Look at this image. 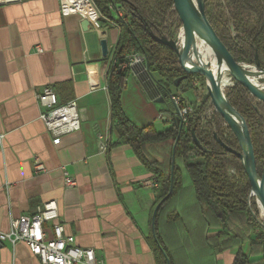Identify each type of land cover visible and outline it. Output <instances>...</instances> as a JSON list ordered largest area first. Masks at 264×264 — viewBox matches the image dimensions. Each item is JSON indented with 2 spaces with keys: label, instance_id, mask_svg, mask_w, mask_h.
<instances>
[{
  "label": "crops",
  "instance_id": "1",
  "mask_svg": "<svg viewBox=\"0 0 264 264\" xmlns=\"http://www.w3.org/2000/svg\"><path fill=\"white\" fill-rule=\"evenodd\" d=\"M83 21L63 15L60 0H0V229L9 232L13 219L55 201L65 234L94 248L105 264H155L152 218L161 191L111 128L107 72L119 31L102 25L109 44L103 56L101 31L84 30ZM46 86L61 103L77 100L80 130L60 137L47 131L36 97ZM171 90L196 101L193 90ZM160 98L157 84L128 72L122 103L134 123L166 122L158 115L172 111V100ZM37 161L44 171H36ZM65 172L74 186L66 185ZM45 230L53 235L50 222ZM236 251L218 259L232 264ZM0 264L43 263L24 242L5 241Z\"/></svg>",
  "mask_w": 264,
  "mask_h": 264
},
{
  "label": "trees",
  "instance_id": "2",
  "mask_svg": "<svg viewBox=\"0 0 264 264\" xmlns=\"http://www.w3.org/2000/svg\"><path fill=\"white\" fill-rule=\"evenodd\" d=\"M92 1L102 25H113L119 31L107 72L111 128L157 178L161 191L157 205L172 189L154 221L161 244L152 237L155 264H222L218 255L229 249L237 250L232 264H264V226L255 195L250 197L251 182L241 159L226 150L215 134L240 150L238 139L235 136L233 143L226 138L220 128L222 116L215 114L207 124L201 116L210 96L188 116L182 128L181 120L172 113L167 114L165 129H158L154 123L139 126L123 108L129 69L120 65L132 53L147 56L149 71L161 77L155 76L157 85L171 95L175 94L172 87L197 91L193 79L200 75L183 69L176 53L151 35L171 37L173 28L183 26L174 0H158L156 5L149 0ZM118 9L123 16H119ZM206 14L236 61L259 63L264 68V0H224V9L213 13L206 8ZM180 77L185 78L175 86ZM249 93L238 83L226 90L227 99L248 123L260 171L264 167V105L256 108ZM193 130L203 148L195 142ZM231 166L235 173L230 172Z\"/></svg>",
  "mask_w": 264,
  "mask_h": 264
},
{
  "label": "built area",
  "instance_id": "3",
  "mask_svg": "<svg viewBox=\"0 0 264 264\" xmlns=\"http://www.w3.org/2000/svg\"><path fill=\"white\" fill-rule=\"evenodd\" d=\"M60 6L63 15L78 14L81 20H89L95 29L100 30L102 38L106 37L107 29L102 26L100 13L92 0H74V2L60 0ZM86 6L90 8V14L82 12ZM118 14L123 16V12L119 9ZM165 36L171 38L169 34H165ZM42 51L43 48L38 47V52ZM134 65H139L140 72L143 73L148 68L147 56L142 53H132L125 58L124 63L120 66L122 69L130 71ZM36 97L41 108L40 118L53 137H60L81 129L82 117L77 100L61 103L51 86L44 87L36 94ZM171 100L172 111L160 113L158 120L167 121L169 118L167 114L172 113L183 124L187 123L188 116L196 111L197 105L181 94H172ZM35 168L37 172H42L45 169L39 161L36 162ZM65 174L66 185L74 186L75 179L68 176L66 172ZM148 183L151 186H158L156 177ZM49 222L52 224V236H49L45 230V224ZM5 241H10L13 244L24 242L31 253L38 257L43 264H105L104 260L97 256L94 248L81 247L76 243L74 235L65 234L55 201L44 203L38 206L33 213L13 219L9 232L0 229V248Z\"/></svg>",
  "mask_w": 264,
  "mask_h": 264
},
{
  "label": "water",
  "instance_id": "4",
  "mask_svg": "<svg viewBox=\"0 0 264 264\" xmlns=\"http://www.w3.org/2000/svg\"><path fill=\"white\" fill-rule=\"evenodd\" d=\"M174 7L178 12L184 27V37H183V45L181 50H178L177 46V39L168 38L167 36H155L153 33L151 34L153 38L159 43L165 45L166 47L175 51L178 56L179 64L183 69L190 73H196L205 78L206 88L208 91V95L211 98V102L214 105L216 111L224 118L227 122L228 126L232 129L233 133L235 134L236 138L238 139L240 150L234 149L227 145L217 134L215 137L217 141L228 151L233 152L236 154L241 161L243 162L245 172L249 177V180L252 185V190L250 193V197L256 195L261 198L264 203V171L262 175L258 173L256 167V159H255V152L253 148L251 132L248 126V123L244 116L235 108L233 107L227 97L225 96L222 98L219 94L217 84L213 77V72L203 64H197L195 62L189 63L187 53L192 41V32L196 31L200 35H202L208 42L212 43L223 56L226 64L228 65L230 72L232 74L235 83L241 84L246 87L252 95H255L258 98L264 100V90L256 87L253 85L247 78L246 73L243 68V64H247L245 62L236 61L229 49L223 43L221 38L218 36L216 30L214 29L213 25L209 21L206 8L204 4V0H197V5L194 3L193 0H174ZM82 26L84 30L89 29L91 26V22L89 20H84L82 22ZM101 49L103 56L109 55V44L106 37L102 38L101 40ZM248 66H254L261 71H264V68H261L260 64L257 63L256 65L248 64ZM121 71V70H119ZM131 71H133L140 79L141 82H144V79H149L153 84H157L155 80V76L149 71L147 68L143 73L140 72L139 65H134L131 67ZM185 77H180L176 79L175 86H179L181 81ZM158 93L161 94L160 102H165L166 98L171 96V94L159 87L157 85ZM181 122V128L183 126V122ZM193 136L195 142L199 145L200 148H203V145L197 138L194 130ZM175 151V148H174ZM174 172V160L172 163V177ZM172 193V189L170 190L169 194L163 198L161 203L170 196ZM159 203L153 213V225L156 217L157 210L160 206ZM260 223L264 226V223L260 220ZM153 234L156 241L159 243L157 239V235L155 233V228H153ZM161 246V244L159 243ZM169 262V259H168ZM170 264V262H169Z\"/></svg>",
  "mask_w": 264,
  "mask_h": 264
},
{
  "label": "bare ground",
  "instance_id": "5",
  "mask_svg": "<svg viewBox=\"0 0 264 264\" xmlns=\"http://www.w3.org/2000/svg\"><path fill=\"white\" fill-rule=\"evenodd\" d=\"M193 1L197 5V0ZM71 2H74V0H71ZM84 9H82L83 13L90 14V8L86 6ZM182 32L184 34V27ZM191 45L195 48L196 59H191L187 55L188 62H195L209 67V69L213 72V77L217 84L219 94L222 98H224L226 95L223 92L226 88L235 85V83H233L235 80L233 79L230 69L221 55V52L196 31L192 32ZM177 46L178 50H181L182 46L179 40H177ZM243 68L251 69L253 75H246V78L256 87L264 90V78H262L264 77V71H261L254 66H248V64H243ZM256 198H258L260 213L264 219V203L259 196Z\"/></svg>",
  "mask_w": 264,
  "mask_h": 264
},
{
  "label": "rangeland",
  "instance_id": "6",
  "mask_svg": "<svg viewBox=\"0 0 264 264\" xmlns=\"http://www.w3.org/2000/svg\"><path fill=\"white\" fill-rule=\"evenodd\" d=\"M149 1L151 2L152 5H156L158 0H149ZM204 4H205V8H208V10L213 12V13H217V12L221 11L222 9H224V0H204ZM182 29H183V26H181L177 29L173 28V30L171 32V38L179 40L181 42V46L183 45V37H184ZM187 55L191 59H196L195 58V48L193 45H190ZM244 70H245V73L248 72V73H246V75H249V76L253 75L250 68H244ZM194 74H196V73H194ZM155 76H157L158 78H161L158 74L157 75L155 74ZM262 78H264V77H262ZM193 80H194L193 84L197 88V91L195 90L196 92L193 90L194 93H196V101H194V102H196L197 106H200V105H202L204 99L208 98V91L206 88L205 78L202 76H200V77L194 76ZM233 83H235V81ZM173 88L176 89V87H173ZM228 88H226V90ZM226 90L223 92L225 95H226ZM193 94H192V97H193ZM249 95L254 100V102L256 104V108L259 105H264L263 99L258 98L255 95H252L251 93H249ZM229 103L231 104L230 101H229ZM215 114H217L221 117V115L216 111L214 105L212 104V102L210 100L209 104L207 105L205 112L201 116L206 119L204 122H206V124H207V122L211 121L212 118H214V116H217ZM220 124H221L220 128L224 132L226 138H228L231 142L236 143L235 134L233 133L232 129L228 126L227 122L223 119V122H221ZM166 127H167V124L165 122H159L158 123V129L162 130V129H165ZM216 128H217V125H216ZM257 170H258V173L260 175H262V173L264 171V167L260 171H259V169H257ZM235 171H236V169L231 166L230 172L235 173ZM256 197H258V196L255 195V201H256V206H257V212H258L259 217H260L259 220L261 219V221L264 223V219L262 218L261 213H260V209H259L258 198H256Z\"/></svg>",
  "mask_w": 264,
  "mask_h": 264
}]
</instances>
